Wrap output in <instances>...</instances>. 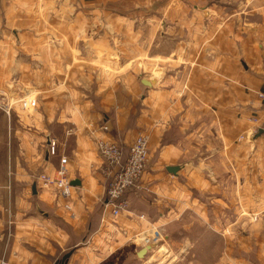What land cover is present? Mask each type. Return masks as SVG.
<instances>
[{
	"label": "crops",
	"instance_id": "0c3cea01",
	"mask_svg": "<svg viewBox=\"0 0 264 264\" xmlns=\"http://www.w3.org/2000/svg\"><path fill=\"white\" fill-rule=\"evenodd\" d=\"M196 1L205 17L212 16L206 26L214 37L193 46L181 42V54L174 59L181 70L163 78L144 77L149 86L141 78L138 89L130 92V103L124 90L104 82L106 73L62 75L59 67V73H49L43 66L60 56L27 55L24 50L49 47L50 41H0L6 97L4 108L0 106V264H57L71 251L66 264H93L100 238L135 233L175 211L163 203L177 184L168 175L201 176L204 172L194 161L203 159V150L212 153L207 160L228 151L232 176L242 170L246 176L264 171V0ZM51 46L55 48L54 41ZM75 76L83 83H76ZM140 133L149 136L151 155L156 152L159 163L127 192L130 209L113 217L105 205L107 177L98 142L112 138L127 154ZM242 136L244 142L238 143ZM52 141L58 145L56 154L50 151ZM61 156L68 158L71 182H80L72 185L74 216L55 189L37 179L42 173L53 175ZM176 165L181 167L177 174L168 171ZM139 195L146 196L149 209H157L155 215L136 207ZM250 206L256 205L244 201L239 207ZM229 208L236 213L237 201L230 200ZM120 217L124 226L106 224ZM148 246L150 253L154 246L145 245L137 254Z\"/></svg>",
	"mask_w": 264,
	"mask_h": 264
},
{
	"label": "rangeland",
	"instance_id": "374dc122",
	"mask_svg": "<svg viewBox=\"0 0 264 264\" xmlns=\"http://www.w3.org/2000/svg\"><path fill=\"white\" fill-rule=\"evenodd\" d=\"M196 3V0H0V41H50L49 47L24 50L27 55L60 56L54 64L43 66L49 73L53 70L59 73L58 67L62 75L85 71L96 76L104 72L107 74L104 82L109 88L124 90L125 102L130 103L133 99L130 92L138 89L141 78L154 75L163 78L166 72L181 70L180 63L174 61L181 54V42L193 46L214 37L206 26L212 24V16L205 17ZM53 41L55 48L51 46ZM78 76L73 77L75 82L83 83ZM0 82V106L4 108V81ZM243 139L244 136L238 143L244 142ZM215 154L212 161L207 160L212 153L206 149L200 154L203 159L195 158L194 164L204 172L201 176L168 175L177 183L172 196L167 192V197H163V203L175 209L170 216L166 211L167 218L155 219L159 220L157 224H146L131 234L123 232L115 240L109 235L100 238L94 247L98 252L92 263L264 264V175L260 174L264 171L255 170L246 176L242 170L232 176L228 151ZM156 156L149 149L146 171L159 163ZM146 196L150 197V193ZM146 196L138 198L136 207L153 216L157 209L144 204ZM230 200L237 201L236 213L229 208ZM244 201L256 206L239 207ZM129 209L128 199L125 211ZM112 220L106 224L120 222L124 226L123 217ZM145 245L154 246L153 250L139 257L137 252Z\"/></svg>",
	"mask_w": 264,
	"mask_h": 264
},
{
	"label": "built area",
	"instance_id": "2783aa9c",
	"mask_svg": "<svg viewBox=\"0 0 264 264\" xmlns=\"http://www.w3.org/2000/svg\"><path fill=\"white\" fill-rule=\"evenodd\" d=\"M264 98V94H260ZM104 130H109L108 125H103ZM98 149L104 160V174L107 177L105 205L113 217L120 216L128 207L127 192L140 186L149 161V136L140 133L129 146L127 155L120 143L112 138L101 139ZM52 154L58 152L56 141L50 143ZM37 179L45 188H53L70 216L72 211V182L68 169V158L60 157L55 173H42Z\"/></svg>",
	"mask_w": 264,
	"mask_h": 264
},
{
	"label": "water",
	"instance_id": "95a60500",
	"mask_svg": "<svg viewBox=\"0 0 264 264\" xmlns=\"http://www.w3.org/2000/svg\"><path fill=\"white\" fill-rule=\"evenodd\" d=\"M142 83H143L144 85H147V86L151 85V82H150L149 80L145 79V78L142 79ZM180 168H181V167L178 166V165L167 167L168 171H170L172 174H177L178 171L180 170ZM71 184H72L73 186H77V185L80 184V182H79V181H73ZM34 189H35V187H34ZM149 248H150L149 246H148V247H145V248H142V249L140 250V252L138 253V256H139V257H143V256L147 253V251H148ZM71 254H72V251H71V252H68L67 254H65L64 257L61 259V261H59L57 264H66L67 261H68V259H69L70 256H71Z\"/></svg>",
	"mask_w": 264,
	"mask_h": 264
}]
</instances>
